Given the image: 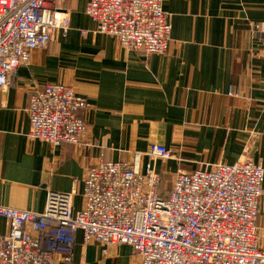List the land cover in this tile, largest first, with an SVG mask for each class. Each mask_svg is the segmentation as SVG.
Returning a JSON list of instances; mask_svg holds the SVG:
<instances>
[{"label":"crops","instance_id":"0c3cea01","mask_svg":"<svg viewBox=\"0 0 264 264\" xmlns=\"http://www.w3.org/2000/svg\"><path fill=\"white\" fill-rule=\"evenodd\" d=\"M88 2L63 4L67 36L57 33L35 50L14 84L0 89V206L43 213L49 192L77 190V211L91 167L128 161L153 144L174 155L155 162L169 189L178 172L246 160L264 168V0H165L170 50L150 57L96 32ZM49 83L73 86L89 104L80 112L88 131L79 146L53 149L28 139L30 96ZM8 232L0 218V236ZM257 235L264 249V195ZM81 263L141 259L127 245L104 255L78 232L72 262L61 264Z\"/></svg>","mask_w":264,"mask_h":264},{"label":"built area","instance_id":"2783aa9c","mask_svg":"<svg viewBox=\"0 0 264 264\" xmlns=\"http://www.w3.org/2000/svg\"><path fill=\"white\" fill-rule=\"evenodd\" d=\"M73 1L0 0V89L14 84L35 50L47 48L57 33L67 36L70 14L63 4ZM164 1L89 0L86 14L96 32L121 47L166 55L172 31ZM88 108L71 85L38 88L30 96L28 139L53 149L81 145L88 126L80 112ZM173 156L153 144L128 161H101L88 170L77 211V190L49 192L43 213L0 206L9 225L0 236V264L71 263L78 232L104 255L111 246H130L140 264H264L257 235L264 168L246 160L178 172L164 199L155 162Z\"/></svg>","mask_w":264,"mask_h":264},{"label":"trees","instance_id":"16d2710c","mask_svg":"<svg viewBox=\"0 0 264 264\" xmlns=\"http://www.w3.org/2000/svg\"><path fill=\"white\" fill-rule=\"evenodd\" d=\"M171 188V187H170ZM170 189L169 187L164 186V182L162 180L161 185L159 187V194L162 198L167 199L169 196Z\"/></svg>","mask_w":264,"mask_h":264}]
</instances>
